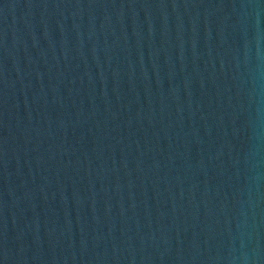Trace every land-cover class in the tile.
Listing matches in <instances>:
<instances>
[{
	"label": "water",
	"instance_id": "water-1",
	"mask_svg": "<svg viewBox=\"0 0 264 264\" xmlns=\"http://www.w3.org/2000/svg\"><path fill=\"white\" fill-rule=\"evenodd\" d=\"M0 264H264V0H0Z\"/></svg>",
	"mask_w": 264,
	"mask_h": 264
}]
</instances>
